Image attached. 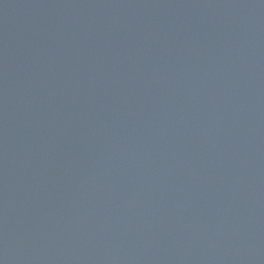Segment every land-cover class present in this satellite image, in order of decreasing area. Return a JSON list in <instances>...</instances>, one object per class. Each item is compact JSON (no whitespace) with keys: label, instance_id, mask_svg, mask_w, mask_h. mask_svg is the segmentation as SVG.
I'll list each match as a JSON object with an SVG mask.
<instances>
[{"label":"water","instance_id":"95a60500","mask_svg":"<svg viewBox=\"0 0 264 264\" xmlns=\"http://www.w3.org/2000/svg\"><path fill=\"white\" fill-rule=\"evenodd\" d=\"M0 264H264V0H0Z\"/></svg>","mask_w":264,"mask_h":264}]
</instances>
